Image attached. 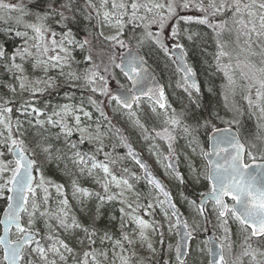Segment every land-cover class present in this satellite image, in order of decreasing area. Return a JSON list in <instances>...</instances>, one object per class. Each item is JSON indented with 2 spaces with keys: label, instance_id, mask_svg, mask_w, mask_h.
<instances>
[{
  "label": "snow or ice",
  "instance_id": "obj_1",
  "mask_svg": "<svg viewBox=\"0 0 264 264\" xmlns=\"http://www.w3.org/2000/svg\"><path fill=\"white\" fill-rule=\"evenodd\" d=\"M192 23L216 35L222 106L200 101ZM0 41V264H151L140 249L156 254L150 233L163 243L164 223L179 237L168 245L176 264H199L205 249L207 264H264V0H0ZM154 53L175 66L188 107L168 101ZM108 109L168 176L207 190L181 192L182 211ZM129 158L157 194L136 188ZM157 207L164 222L144 218Z\"/></svg>",
  "mask_w": 264,
  "mask_h": 264
},
{
  "label": "trees",
  "instance_id": "obj_2",
  "mask_svg": "<svg viewBox=\"0 0 264 264\" xmlns=\"http://www.w3.org/2000/svg\"><path fill=\"white\" fill-rule=\"evenodd\" d=\"M186 12V11H185ZM184 13V12H183ZM190 30L192 33H197L198 38L195 40V43L193 41H187V51L189 53V64L194 68L196 71V76L199 81V86L201 87V95H200V101L204 105L211 106L213 108L217 106L223 105V98L219 94L221 89V73H218L215 71V68L212 67L213 61H214V53L216 52V43L214 37H212L206 30V28L200 24L194 23L192 27H190ZM2 42V41H0ZM10 46V45H9ZM101 55H106L104 53H101ZM151 69L153 72L157 75L159 80L162 82V84L165 86V89L167 90V94L169 97V102L171 103L172 107L177 109L178 111L182 107H188L189 106V99L188 94L178 92L173 90L174 84H175V78L176 73L174 71V65H171L169 61L165 57H163L162 54L154 53L152 59L149 61ZM161 73L163 75L161 76ZM209 89H213V91H209ZM171 92V93H170ZM173 94V95H172ZM49 99L56 103L58 100L63 99V90L61 91L60 95H53L49 97ZM108 114L113 119V123H116L118 126H127L128 131L125 133V135L128 136L129 142L143 154L144 157L147 159L151 158V154L148 151V147L145 144V142L138 138V134L133 133V130L131 126L128 124L127 117L117 114L113 115L111 109H108ZM141 116L143 118V113H141ZM244 122V127L247 132L256 133L257 132V121L255 117H250L247 114L242 118ZM181 143H183L181 141ZM85 150H87V146H85ZM117 152H119L121 155L125 154V151L123 148H118ZM127 165L133 170L137 171V168L131 163V161L127 160ZM51 178L56 180L58 183H65L70 184V180L68 177H66L62 172L55 169L53 166L52 172L50 173ZM80 184L83 187H88L94 190H99L98 185H95L94 182L91 180V178L83 177L80 179ZM140 188L138 190L143 189L146 185L143 184L141 181L139 182V185H136V187ZM68 191L69 196L71 195V189L68 187L66 189ZM53 195H55V190L53 189ZM183 192L185 196H187L189 199H196L198 198V191H193L190 187L185 189L183 185H180L178 183H175V187L172 189V193L175 197V200L178 202V204L183 203V199L180 196V193ZM144 199V196L141 197V200ZM74 203V202H73ZM2 204V202H0ZM184 205V204H182ZM181 206V205H180ZM119 205H116V208H118ZM110 214H116L118 215V212H112ZM156 219L158 221L162 222L161 215L154 214V217L152 219ZM203 233L199 237L200 239H203ZM199 238L197 240V243L199 242ZM171 244L172 242L170 238H168L167 242L160 243L159 246H156V254L150 261L151 264H163V262H169L174 263L173 256L171 252L167 254L166 248L167 246ZM199 264H207L206 259V252L201 254L198 258ZM176 264V263H175Z\"/></svg>",
  "mask_w": 264,
  "mask_h": 264
},
{
  "label": "rangeland",
  "instance_id": "obj_3",
  "mask_svg": "<svg viewBox=\"0 0 264 264\" xmlns=\"http://www.w3.org/2000/svg\"><path fill=\"white\" fill-rule=\"evenodd\" d=\"M199 14H200L199 12H196V11H194V10H189V11H186L184 15L200 16ZM216 21H217V20H216V18H215V19H214V22H216ZM154 30H155V28H154ZM223 39H228V34H227V33L224 34ZM215 43H216V41H215ZM215 51H217V48H216ZM213 63L215 64V60L213 61ZM212 67H213V65H212ZM173 90H174V88H173ZM175 91H178V92H179L178 89L175 90ZM170 93H171V92H170ZM172 95H173V94H172ZM168 101H169V97H168ZM148 105H149V103H143V106H144L145 109L148 108ZM161 142H162V141H161ZM185 166H186V165H185ZM160 169L163 171V174L165 175V177L168 178V175H167V173H166V171H165L163 165H160ZM157 209H159V208L157 207ZM157 214L160 215L159 213H157ZM157 214H156V215H157ZM162 218H163V215H162ZM163 219H164V218H163ZM164 231H165V230H164ZM167 231H168V230H167ZM168 233H169V236H170V237L173 236V233H170V232H168ZM150 235L152 236V240H153L156 234H154V233H150ZM13 239H15V236H14V235H13ZM140 251L142 252L144 258H149V257H151V255H149V253H148L145 249L141 248ZM166 252H167V254L169 253L168 246H167V248H166ZM173 262H174L173 264H175L176 261H173ZM169 264H172V263L169 262Z\"/></svg>",
  "mask_w": 264,
  "mask_h": 264
},
{
  "label": "flooded vegetation",
  "instance_id": "obj_4",
  "mask_svg": "<svg viewBox=\"0 0 264 264\" xmlns=\"http://www.w3.org/2000/svg\"><path fill=\"white\" fill-rule=\"evenodd\" d=\"M199 15H201V14H199ZM194 16V15H193ZM218 19L219 18H216V20L218 21ZM194 23H192L191 25H190V27H192V25H193ZM202 26H204L205 28H206V30H207V32L213 37V36H215V33L213 32V30L211 29V28H209L207 25H202ZM191 31V30H190ZM213 65V67L215 68V64L213 63L212 64ZM196 78H197V76H196ZM198 80V79H197ZM221 85H222V83H223V77L221 76ZM198 83H199V81H198ZM221 90V89H220ZM165 94H166V96H167V98H168V94H167V90L165 91ZM148 163V162H147ZM150 165V168H151V170L153 171V173H155V174H157L156 173V170L158 171L159 170V167H154L151 163H149ZM182 165V164H181ZM180 165V166H181ZM179 166V170H180V172L181 173H184L185 171H186V168H184V167H180ZM165 168V167H164ZM159 172V171H158ZM169 177V180L171 181V185H172V187L174 188L175 187V183H178L179 184V182L178 181H176V180H174V179H172L170 176H168ZM181 185V184H180ZM207 189H204V188H200L199 190H198V195H199V191H206ZM139 191H141L142 193H147L144 189H141V190H139ZM174 196V195H173ZM175 198V197H174ZM144 202V201H143ZM182 204H184V201H183V203ZM181 204V205H182ZM183 206V205H182ZM211 210V206L209 205V211ZM237 251L239 250V249H236Z\"/></svg>",
  "mask_w": 264,
  "mask_h": 264
},
{
  "label": "water",
  "instance_id": "obj_5",
  "mask_svg": "<svg viewBox=\"0 0 264 264\" xmlns=\"http://www.w3.org/2000/svg\"><path fill=\"white\" fill-rule=\"evenodd\" d=\"M155 74V73H154ZM155 77H156V79L159 81V79L157 78V76L155 75ZM160 82V81H159ZM146 100V99H145ZM145 162V161H144ZM146 163V162H145ZM138 167V166H137ZM149 168V167H148ZM150 170V169H149ZM141 171V174H142V178H143V180L146 182V180H145V178H144V174H143V171L142 170H140ZM147 183V182H146ZM160 197L163 199V196L162 195H160ZM167 206V205H166ZM1 234H2V230H1ZM212 238V234L209 232V233H207L206 234V239H211ZM178 239H179V237H178ZM208 259H210V256H209V254H208Z\"/></svg>",
  "mask_w": 264,
  "mask_h": 264
},
{
  "label": "bare ground",
  "instance_id": "obj_6",
  "mask_svg": "<svg viewBox=\"0 0 264 264\" xmlns=\"http://www.w3.org/2000/svg\"><path fill=\"white\" fill-rule=\"evenodd\" d=\"M144 190H145L147 193L152 192L148 187H145ZM147 193H145V194H147ZM196 243H197V241H196Z\"/></svg>",
  "mask_w": 264,
  "mask_h": 264
}]
</instances>
